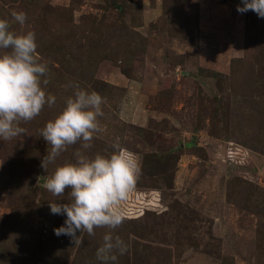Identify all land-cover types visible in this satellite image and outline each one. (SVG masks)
Here are the masks:
<instances>
[{"label": "rangeland", "instance_id": "rangeland-1", "mask_svg": "<svg viewBox=\"0 0 264 264\" xmlns=\"http://www.w3.org/2000/svg\"><path fill=\"white\" fill-rule=\"evenodd\" d=\"M241 0H0L22 10L47 92L56 97L26 133L0 140V264H100L106 232L127 251L114 264H264V18ZM7 50H0V52ZM76 86L103 97L89 149L57 164L120 151L140 174L114 230L53 229L41 135Z\"/></svg>", "mask_w": 264, "mask_h": 264}, {"label": "clouds", "instance_id": "clouds-1", "mask_svg": "<svg viewBox=\"0 0 264 264\" xmlns=\"http://www.w3.org/2000/svg\"><path fill=\"white\" fill-rule=\"evenodd\" d=\"M254 11L264 18V0H241L237 11ZM11 19L0 18V140H10L25 134L21 122L37 117L47 105L51 107L56 97L47 92V65L37 53L35 33H17L12 24L24 25L27 19L22 10H13ZM103 97L95 92L76 86L74 94L54 119L41 129V135L50 151L41 159V167L48 171L44 187L61 198L67 193L66 202H49L53 215L64 216V222L53 229L56 236H67L75 242L81 232L95 235L94 229L106 227L114 230L125 221L121 207L135 188L140 174L136 157L120 151L118 146L111 154L89 156L77 150L74 160L57 164V158L69 146L78 141L82 149H89L94 134L99 131V117L103 115ZM127 251V243L108 231L103 243L96 250L100 264H114L117 254Z\"/></svg>", "mask_w": 264, "mask_h": 264}]
</instances>
